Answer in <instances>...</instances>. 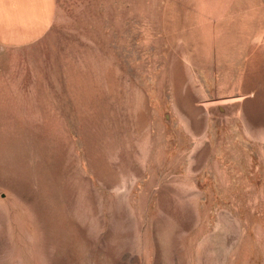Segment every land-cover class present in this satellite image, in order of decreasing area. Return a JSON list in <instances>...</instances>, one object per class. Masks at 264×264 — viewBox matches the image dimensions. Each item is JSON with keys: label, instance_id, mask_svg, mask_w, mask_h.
Segmentation results:
<instances>
[{"label": "rangeland", "instance_id": "rangeland-1", "mask_svg": "<svg viewBox=\"0 0 264 264\" xmlns=\"http://www.w3.org/2000/svg\"><path fill=\"white\" fill-rule=\"evenodd\" d=\"M36 15L0 37V264H264V0Z\"/></svg>", "mask_w": 264, "mask_h": 264}, {"label": "crops", "instance_id": "crops-1", "mask_svg": "<svg viewBox=\"0 0 264 264\" xmlns=\"http://www.w3.org/2000/svg\"><path fill=\"white\" fill-rule=\"evenodd\" d=\"M50 10L47 9L49 15ZM36 30V0H0V37L4 39L3 34L8 31V37L26 40L35 38Z\"/></svg>", "mask_w": 264, "mask_h": 264}, {"label": "bare ground", "instance_id": "bare-ground-1", "mask_svg": "<svg viewBox=\"0 0 264 264\" xmlns=\"http://www.w3.org/2000/svg\"><path fill=\"white\" fill-rule=\"evenodd\" d=\"M13 130L8 131H0V141L2 142V145H5L6 142H8V137ZM20 131V130H19ZM41 142V141H40ZM43 146V145H42ZM10 152V151H9Z\"/></svg>", "mask_w": 264, "mask_h": 264}]
</instances>
